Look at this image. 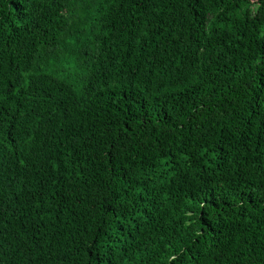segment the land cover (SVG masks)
<instances>
[{
  "label": "trees",
  "instance_id": "1",
  "mask_svg": "<svg viewBox=\"0 0 264 264\" xmlns=\"http://www.w3.org/2000/svg\"><path fill=\"white\" fill-rule=\"evenodd\" d=\"M0 264H264V0H0Z\"/></svg>",
  "mask_w": 264,
  "mask_h": 264
}]
</instances>
